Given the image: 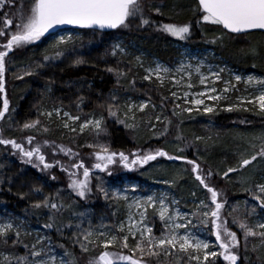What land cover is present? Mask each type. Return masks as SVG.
<instances>
[{"label": "snow or ice", "instance_id": "1", "mask_svg": "<svg viewBox=\"0 0 264 264\" xmlns=\"http://www.w3.org/2000/svg\"><path fill=\"white\" fill-rule=\"evenodd\" d=\"M5 9L11 10V15ZM189 10L196 17L195 21L177 24L159 22L156 17L164 13L152 0H0V146L21 164L31 166L52 181L57 180L54 169L67 177L65 187L55 191L46 192L44 185L33 183L29 192L17 193L22 200L35 199L29 200L23 216L8 213L0 216V264H78L69 248H79L81 253L99 248V254L88 264H152L153 260L157 264H217L221 259L227 264H244L245 261L252 264L250 250L259 253L258 264H264V173L259 179L241 175L254 162L264 161V132L251 137L247 148L237 153L236 163L222 171L202 167L195 159L170 154L162 148L115 151L101 139L108 135L109 120L133 133L144 128L153 138L167 136L172 120L164 115L163 101L169 97H162L159 114L145 119L146 110L155 112L157 105L150 96L146 100H135L130 95L139 91L136 87L139 71L143 72L139 76L141 82L158 88L171 85L177 89L171 91V97L182 100L188 107L175 103L173 116L193 111L214 114L218 109L255 111L264 116V77H244L232 72L227 65H206L198 58L194 63L192 58L179 61L176 66L148 62L123 42H115L105 52L106 57L115 61L105 68L115 77V84L106 96L97 94L100 102L90 112L83 113V109L91 101L78 94L74 101L78 114L66 111L61 102L50 110L37 107L35 119H28L15 129L12 127L15 109L10 107L5 88L7 73L11 72L16 80H24L73 56L71 66L86 63L82 56L74 55L75 41L71 35L55 36L53 30L60 26L94 30L152 29L181 41L189 40L193 30L199 29L205 42L210 44L222 42L225 35L264 30V0H194ZM207 26H217L221 33L209 38L204 32ZM48 35L53 41L39 60L15 62L18 51L28 49ZM194 76L203 90L192 91L197 87ZM52 83L48 81L46 93H51ZM241 83L248 95H235L240 92ZM86 87L91 90L92 85L89 83ZM57 121L67 133L79 136L87 131L95 137V142L83 145L93 150L94 163L90 167L81 157L80 145L74 147L48 138L50 125ZM239 123L250 122L241 120ZM158 124L163 125L159 131ZM6 130L18 131L21 136H5ZM75 136L70 139L74 141ZM176 140L182 141L183 137L177 135ZM195 140L205 138L197 136ZM255 140L259 143H254ZM184 151L177 146V152ZM158 158L184 161L191 166L183 170L190 174L195 185L190 193L194 198L191 210H182L181 200L167 191L137 194L143 191L138 186L113 188L106 186L98 174L94 175L98 170L111 177L116 166L129 172L138 171ZM4 168L5 164L0 163V170ZM233 173L240 177L242 191L248 194L242 204L239 201L229 204L226 193L213 184L216 177L230 181ZM5 175L0 171V192H11L12 180L8 178L9 186L5 189ZM183 179L177 174L161 182L174 187ZM197 191L202 192L204 198H200ZM94 196L114 209L112 216L118 217L123 209L124 217L115 223L94 224L92 212L79 207L81 202L87 203ZM183 208L187 209V205ZM30 218L36 220L38 228L32 227ZM157 221L160 223L158 232ZM53 233L59 239H54ZM208 237H214V242ZM250 238L258 241L251 249ZM21 248L23 253L18 251ZM58 249L63 251L58 252Z\"/></svg>", "mask_w": 264, "mask_h": 264}, {"label": "trees", "instance_id": "2", "mask_svg": "<svg viewBox=\"0 0 264 264\" xmlns=\"http://www.w3.org/2000/svg\"><path fill=\"white\" fill-rule=\"evenodd\" d=\"M152 3L160 5L164 13L163 16L156 17L162 23H186L195 21L196 17L189 10L194 5V0H152ZM11 15V10L5 9ZM74 29L81 32V36L75 39V53L84 58L86 63L79 66H71V59L58 61L51 67H45L40 74L33 77H26L24 80H16L12 73L6 74V92L10 101V107L15 109L13 113L15 124L13 129L22 124L28 119H35L37 114V107L48 109L54 106H60L61 102L65 109L72 112L74 115L78 114L74 101L78 94L85 95L91 101L83 109V113H88L92 110L96 103L100 102L98 93L104 96L113 88L115 84V77L105 71V68L114 65L115 61L105 56L106 50L115 42L123 39L124 44L128 45L129 50L132 49L137 55L142 52L146 60L152 57H159L165 61H171L177 58L178 53L176 49L177 39L170 35L163 34V32L152 29L140 30H100V29H81L73 27L59 28L54 31L55 36L61 31ZM204 32L210 38L213 35H219L221 30L217 26H207ZM53 37L48 35L42 38L41 41L28 49L18 51L14 57L17 64H21L25 60L35 59L39 60L42 54L48 49ZM185 42L198 46L199 48L211 47L219 55L224 56L231 61L234 66L244 68L247 70H254L264 77V32L253 31L249 34H230L225 35L222 42L210 44L205 42V37L201 34L199 29L193 30L191 38ZM133 46V48L131 47ZM72 47V46H70ZM137 70L134 69V73ZM141 75V71H139ZM137 78L136 87L138 92L133 94L150 96L152 103L158 106L162 103V97H168L164 88H158L149 85L147 82H141ZM51 80V93L45 92V87L48 81ZM91 84L92 88L89 90L86 85ZM123 95V90L121 91ZM167 106H171L169 99L163 101ZM0 103H2V96H0ZM174 108V107H173ZM169 107L168 116L172 120L167 136L159 139L153 138L152 134L147 129L141 128L138 132H131L125 129L122 125L114 124L111 120L108 122V135L101 137L104 142L110 144L112 150L115 151H134L137 148L147 149L162 148L170 154H179L186 156L188 159H195L201 163L202 167L212 168L213 170H224L227 166H232L236 163L237 153L247 148V141L253 137L258 136L264 132V116L257 115L255 111H233L227 112L223 110L217 111L214 114H207L193 111L192 113H183L181 116H173L172 109ZM148 119L154 116L156 112L146 110ZM144 115V114H141ZM83 118V117H82ZM245 120L250 123L241 124L239 121ZM8 129V125L4 124ZM51 132L48 138L64 144H72L74 147L80 145L79 151L81 157L84 159L86 166H91L94 163V158L91 156L92 149L83 147L88 143L95 142V137L85 132L79 136L67 133L61 130L55 123L50 125ZM163 128V125L157 127L158 131ZM5 136L20 137L21 133L15 130H6ZM177 135L183 137L182 141L176 140ZM75 136V140L70 139ZM197 136L204 137L203 141H196ZM211 139H208V138ZM259 143L258 140L253 141ZM177 146L183 147V153L177 152ZM66 159V158H65ZM177 162V163H176ZM0 163L5 164L2 171L5 175V189L9 186L7 180L10 177L12 180V191L7 190L0 192V212L3 214H14L16 216H23L24 210L28 208L29 200L35 197H26L20 199L17 193L29 192L30 185L39 183L44 185L45 191H55L58 188H64L67 182V177L64 173L58 170H52L53 174L57 176V180L52 181L47 175L39 173L36 169L28 165H23L16 157L10 156L0 146ZM188 169L184 161H169L166 158H158L157 161L150 162L149 165L138 171H126L120 166L113 168V176L109 177L106 173L95 172L94 175H99L104 179L106 186L113 184H124L127 181H137L142 186L152 174H162L169 179H172L177 174L184 177L173 188L178 192L181 201L185 200L191 191L195 190V185L188 172L183 171ZM264 173V161L254 162L243 171V176H255L259 179L260 175ZM230 181L222 180L219 177L213 179V184L219 189L223 190L230 202H241L248 199V194L242 191L239 184V176L236 173L231 174ZM96 181L94 180L93 183ZM197 195L201 198L204 194L197 191ZM67 198V192L64 193ZM251 202V201H250ZM193 206V203H191ZM80 209L87 208L93 214L94 224L114 222L116 217L112 216L114 209L110 208L107 203L100 197L94 196L91 201L80 203ZM109 218V220H108ZM33 226L39 227V224L34 218H30ZM160 229V223L156 222V230ZM54 239H59L53 233ZM61 243H67L60 240ZM252 244H258V241L249 243L251 249ZM78 260V264H88L91 258L97 256L100 249L88 253H81L79 248L71 249ZM111 251H119L118 249H110ZM23 253V249H18ZM249 258L252 264H258L257 256L259 253L249 251ZM164 258L161 257V260ZM152 264H157L155 260ZM217 264H227L221 260ZM247 264V261L244 262Z\"/></svg>", "mask_w": 264, "mask_h": 264}, {"label": "rangeland", "instance_id": "3", "mask_svg": "<svg viewBox=\"0 0 264 264\" xmlns=\"http://www.w3.org/2000/svg\"><path fill=\"white\" fill-rule=\"evenodd\" d=\"M178 24H183V23H178ZM159 32H162V31H159ZM81 34L82 33L79 32L78 30L69 29V30L61 31L59 34L56 35V37L71 35L73 37V39L75 40V39L79 38L81 36ZM163 34H166V33L163 32ZM239 35H241V34H239ZM172 38H175V37H172ZM175 39H177V38H175ZM52 41H53V39H51V43H52ZM118 42H123L124 43L123 39H120ZM131 47L133 48V46H131ZM175 47L177 49L178 56H177V58H175V59H173L171 61H165V60H163V59H161L159 57H152L151 59L146 60V61H148V62L158 61L159 63H162V64H164L166 66H176L179 61H185V60H187L189 58H192L193 63H194L195 59L198 58V59L204 60L206 65H213V66H216V65H219V66L227 65V67L229 69H231L232 72H234L236 74H239V75H242L244 77H246L248 75H254V76H257V77H263L262 75H260L259 73H257L254 70H247V69H244V68H240L238 66H234L231 61L229 62V60L227 58H225L224 56L219 55L211 47H206V48L202 49V48H199L198 46H196V47L192 46V44H190L188 42H185V41L178 40V39L176 41V46ZM130 51H132L131 48H130ZM140 54H142V52ZM142 55H144V54H142ZM142 75H143V72L141 71V75H139V76H142ZM193 82L197 83V87L192 89V91L203 90L202 86L198 85V81L196 80L195 76L193 77ZM239 87H240V92L236 93L235 95H248V93L244 91L245 85L243 83H241ZM163 88L165 89V91H166V93H167V95L169 97V103L171 105V106H167V104H164L165 107L163 109V112H164L165 116H168L169 107L173 108L175 103H181L184 107H188V105H184L183 104L182 100H174V98L171 97V94H170L171 91H177L176 88H172L171 85H166ZM249 90L251 91V89H249ZM130 95L135 100H146L148 98L147 95L143 96V95H137V94H133V93H130ZM160 105H161V103H159L157 108H156V111H155L156 114H159V112H160ZM222 107H223V104H222ZM51 108H48V110H50ZM65 110L68 111L67 109H65ZM55 124L59 128H61V130L66 131L65 129H63L59 125V121H57ZM158 126H159V124L157 125V127ZM185 165L187 166L188 169H190V167H191L190 165H187V164H185ZM163 180H171V179H169V177H166V176H164L162 174H152V176L149 177V180L146 181L144 184H142V186H140L139 182H137V181H127V182H125L122 185L113 184V185H110V187H113V188H125V187H130V186H138V188L143 190V191L138 192L137 194H145L147 192L160 193V192H166L167 191V192L170 193V195L174 196L176 199L181 200V197L178 195V192L173 187H169V185H166V184L162 183L161 181H163ZM201 198H204V197H201ZM193 199L194 198L190 194L188 196H186L185 200L183 202L181 201L182 210H191L192 207H193L192 204H191L193 202ZM243 201H242V203H243ZM232 203L233 202L229 201V204H232ZM183 205H187V209H184ZM4 215L5 214L0 212V216H4ZM122 217H124V210L123 209L118 214V217H116V220L118 218H122ZM108 220H109V218H108ZM116 220H114V222H110V223H115ZM32 227L33 228H38V227L33 226V225H32ZM238 235H239V233H238ZM208 238L214 242V237H208ZM252 241H256V240L253 239V238H250V242H252ZM130 243H131V241H130ZM57 251L58 252H62L63 250L58 249Z\"/></svg>", "mask_w": 264, "mask_h": 264}, {"label": "water", "instance_id": "4", "mask_svg": "<svg viewBox=\"0 0 264 264\" xmlns=\"http://www.w3.org/2000/svg\"><path fill=\"white\" fill-rule=\"evenodd\" d=\"M64 27H73V28H78V27H76V26H71V25H65V26H60V27H58V28H56L55 30H57V29H59V28H64ZM55 30H53V32L55 31ZM104 30H111V29H104ZM253 31H261V32H264V30H253ZM252 31V32H253Z\"/></svg>", "mask_w": 264, "mask_h": 264}]
</instances>
